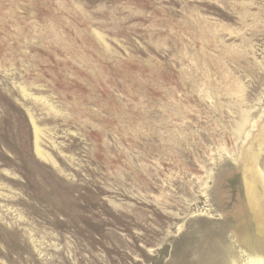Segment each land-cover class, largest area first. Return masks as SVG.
<instances>
[{"label": "rangeland", "instance_id": "obj_1", "mask_svg": "<svg viewBox=\"0 0 264 264\" xmlns=\"http://www.w3.org/2000/svg\"><path fill=\"white\" fill-rule=\"evenodd\" d=\"M250 260L264 0H0V264Z\"/></svg>", "mask_w": 264, "mask_h": 264}, {"label": "bare ground", "instance_id": "obj_2", "mask_svg": "<svg viewBox=\"0 0 264 264\" xmlns=\"http://www.w3.org/2000/svg\"><path fill=\"white\" fill-rule=\"evenodd\" d=\"M257 262L262 264V261H260V260H250L251 264H256Z\"/></svg>", "mask_w": 264, "mask_h": 264}]
</instances>
